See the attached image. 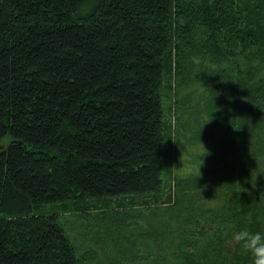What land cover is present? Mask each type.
Here are the masks:
<instances>
[{"label": "trees", "instance_id": "obj_1", "mask_svg": "<svg viewBox=\"0 0 264 264\" xmlns=\"http://www.w3.org/2000/svg\"><path fill=\"white\" fill-rule=\"evenodd\" d=\"M195 74L207 161L160 201L163 96L186 109ZM93 209L127 225L96 242L146 244L109 264H251L232 235L264 227V0H0V264H89L60 212Z\"/></svg>", "mask_w": 264, "mask_h": 264}, {"label": "rangeland", "instance_id": "obj_2", "mask_svg": "<svg viewBox=\"0 0 264 264\" xmlns=\"http://www.w3.org/2000/svg\"><path fill=\"white\" fill-rule=\"evenodd\" d=\"M193 78L191 80H185L183 82V87H179L176 92L178 101L181 100L180 102H183V100L186 99V101L189 102L187 106L190 105L186 109L181 108L180 104L176 106L177 104L174 103L173 99L163 96L164 119L166 124L172 127L170 128L171 130L168 131L171 132V134H168L169 137L167 136L164 159L167 163L172 165L173 170L171 175L166 174L164 177V193L160 201H163L169 193L173 194L175 192V178L196 174L199 172L201 165L203 166L207 161L205 157L206 147L201 142L203 129L198 126L199 121H201L204 126L208 118L206 115L207 102L204 98L205 95L207 96V88L199 75L195 74ZM145 200V198H137L125 201V205L130 206L129 203L133 202L131 205L137 208V210L141 209L142 206L156 205L152 201L153 199H150L149 205L144 203ZM106 202H108L111 207L118 206V202L115 200H108ZM103 204H105V202ZM60 213L63 214V219L72 237L75 239L77 238V241H81V237L82 240H85L86 236L88 237V240H83V242L86 243V246L94 250L88 256L89 264H103L105 260H107L109 264L112 262V259H116L120 255L125 257L130 256L132 250H138L141 253L144 252L143 250L146 244L142 237L136 236L139 235L141 231L136 226L134 228L131 227L133 229L130 230L129 237L126 241L120 239L121 242L118 243L108 238L105 239L106 241L104 243H98L96 242L97 237L102 236L105 231L107 232L104 235H107V237L111 236L114 230L121 232L125 231L127 228L125 221L113 220L111 222H106L99 217V210L95 209L91 210L88 215L69 211H61ZM83 234H86V236L84 237ZM150 242L151 240H149L148 244ZM105 255L109 257L107 258Z\"/></svg>", "mask_w": 264, "mask_h": 264}, {"label": "clouds", "instance_id": "obj_3", "mask_svg": "<svg viewBox=\"0 0 264 264\" xmlns=\"http://www.w3.org/2000/svg\"><path fill=\"white\" fill-rule=\"evenodd\" d=\"M232 239L250 255L251 264H264V227L241 228L233 233Z\"/></svg>", "mask_w": 264, "mask_h": 264}]
</instances>
